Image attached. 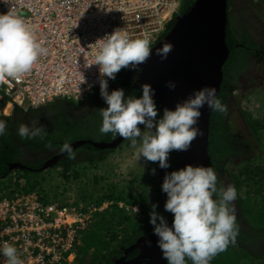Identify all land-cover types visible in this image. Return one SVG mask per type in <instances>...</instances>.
<instances>
[{
    "label": "clouds",
    "instance_id": "9594fccd",
    "mask_svg": "<svg viewBox=\"0 0 264 264\" xmlns=\"http://www.w3.org/2000/svg\"><path fill=\"white\" fill-rule=\"evenodd\" d=\"M236 1L244 0H229V19L230 12L234 13L235 9L232 2ZM182 2L184 1L181 0V6L174 21L180 15ZM235 22L236 19L231 15V23ZM166 28L154 44L166 34ZM97 42L99 50L94 56V64L99 66L101 74L97 94L99 93L106 105L99 109L98 132L118 135L126 140L125 143L129 141L133 146L138 144L135 153L138 160L143 158L153 165H155L153 162H158L157 167L167 169L169 152L187 151L191 142L200 134V129L196 125L201 116L202 107L207 106L210 111H226V106L217 97L216 88L213 86H203L193 90L186 99L177 102L174 108L163 107L159 110L154 99L156 90L149 83L140 84L138 97L125 96L123 88H116L109 92L108 83L116 78V73L122 68L138 71L137 65L147 60L151 52L150 47L154 44L149 45V39L146 36L130 38L124 29L119 28L114 29L110 34H105L95 43ZM172 47L171 43H163L155 50L156 55L164 60ZM46 54L47 49L36 38L34 31L21 14L14 11L0 14V78H21L30 72L39 59ZM165 86L172 90L176 84L174 81H166ZM65 100L77 105L88 101ZM141 125L143 130L139 127ZM16 131L21 138L31 139L41 135L43 130L41 127H29L21 123ZM5 132L6 122L0 120V135H4ZM59 151L66 153L69 159L75 156L67 139L62 143ZM14 171L16 170L10 172ZM149 171L154 175L156 169L152 168ZM155 178L158 179V177ZM157 185H159L158 181ZM161 191L166 194L163 208L172 214L171 225L156 211V204L151 205L148 223L152 226V234L157 237L156 246L167 264H187L186 258L191 261V264H209L213 256L225 250L230 240L235 243V216L239 217L242 213L240 205L237 207L239 212H234L231 204L235 198L236 201L238 200L236 189L231 184L226 187L218 186L217 174L213 167L186 164L183 168L166 172ZM34 193L40 197L37 192L28 194L17 192L16 194ZM16 194L0 197V200L11 199ZM40 199L43 200L42 197ZM44 202L55 204L52 201ZM107 203L111 204L110 201ZM100 208L95 210L94 206H90L88 210H83L94 213L93 219L86 228L93 223L95 214L102 211ZM132 211L137 212V206L132 207ZM145 243L151 244L150 241ZM0 256L6 258L4 264H23L18 256L17 248L7 241L0 244Z\"/></svg>",
    "mask_w": 264,
    "mask_h": 264
},
{
    "label": "trees",
    "instance_id": "16d2710c",
    "mask_svg": "<svg viewBox=\"0 0 264 264\" xmlns=\"http://www.w3.org/2000/svg\"><path fill=\"white\" fill-rule=\"evenodd\" d=\"M184 1V0H183ZM195 0L187 3L182 2V10L180 14L186 12L189 7L194 3ZM230 9V3L228 10ZM174 20L171 21L165 33H167L173 26ZM164 33V34H165ZM242 32L238 24L231 23V17L228 22L227 29V45L230 50L228 61L226 62L223 71L224 79L221 85L218 98L221 103L226 106V111L218 112L212 111L210 117V136H209V154L211 156L210 166L213 167L217 174V185H223L225 182L223 179L226 173V166L230 161L223 162L229 154L234 153V146H231L230 139L233 136L232 122H226L227 119V102L230 95H233L232 90L227 89V82L229 79L228 74H235L237 81L240 70L236 69L238 63L241 60V55H244L248 49L241 45H247L245 39L241 37ZM248 46V45H247ZM250 48V47H248ZM240 57V60L238 61ZM242 63V62H241ZM241 66V65H240ZM133 83L128 84L124 88L125 96H139V89L132 87ZM99 93L93 99L95 106H85V104H74L68 102L65 99H58L55 102L46 106L23 110L17 108L14 114L8 117H2L0 120L6 122V132L4 135H0V179H5L10 172V164L22 163L33 168H40L43 164L33 165L23 161L25 151L34 150L42 152L46 149L58 150L62 143L67 139L72 145L77 140L92 139L94 141H111L118 137V135H112L111 133L100 134L98 128L100 125L99 109L106 107L103 100H99ZM157 109L165 107L158 98L154 97ZM93 107V108H91ZM160 113L158 112V115ZM23 123L29 127L37 126L42 128V134L29 139L28 137L21 138L16 129ZM248 125L253 129L254 133L260 130V121L252 122L249 121ZM257 139L259 135L257 133ZM263 140V139H262ZM90 150L87 156L82 155L83 151ZM100 149H96L90 144L74 150L75 156L69 159L67 154L59 161L56 165L63 171L61 176L66 180L79 181V172L73 171L77 164L87 161H95L98 159L106 158L112 150H107L104 155L100 156ZM172 160L170 166L172 171L180 169L179 162L176 158V151H172ZM251 161L264 162V144H260V148L256 151V154ZM156 164V162H153ZM20 172V176L17 177L16 181L25 179L27 186L22 188L21 193L28 194L37 192L44 201H52L58 207L72 205V201L76 203L90 204L88 207H77L79 210H88L90 206L100 207L105 200L110 201L112 204L108 209L104 211H98L95 214V219L89 228L80 232L78 235L77 242L75 243V252L77 258L75 263L64 262L63 264H114L112 255L119 252L122 247H129L136 241L144 236L152 234V226L148 223L149 212L151 211V205L156 204V211L163 215L167 222L172 218L170 212H166L163 208V204L166 199H162L161 196L154 193H147L145 191L138 192L135 185H129L125 189H107L100 191L96 189L94 183L85 182L83 184V191L85 190V196H79L72 200V197H59L52 191H47L43 185V181H38L36 177L32 178L33 175L41 172H32L26 170H16ZM219 171V173H217ZM259 170L247 169L246 171L240 172L237 176H232L233 186L236 189V195L238 196V203L241 207V214L239 217L235 216V243L229 241L227 246H234L240 251L248 252L254 259L260 258L261 255L255 253L264 244V201L260 212L255 213L256 219H251V222L246 220V216L249 215L245 201L242 199L241 190L246 181L253 180V177L257 175ZM221 178V181H220ZM258 182L255 184L264 185V174H260L257 177ZM150 181L154 183V178L151 177ZM14 183L11 185H15ZM252 186V185H250ZM10 186L8 194L13 196L16 192L12 190ZM20 188V187H19ZM157 188V187H156ZM161 190V183H159ZM158 190V189H157ZM88 191V193H87ZM162 192V191H161ZM163 193V192H162ZM165 193H163L164 195ZM64 195V193H62ZM123 204V206H121ZM78 205V204H77ZM139 206L140 212L132 211V207ZM81 208V209H80ZM253 211H250L252 215ZM249 215V216H250ZM258 218V219H257ZM253 223V224H252ZM255 225V226H254ZM103 237V238H101ZM262 241V244L259 242ZM254 249V250H251ZM139 251L135 250L130 253L131 257L138 255ZM223 255L221 252L216 258ZM264 256V253L262 257ZM187 264H191L186 258ZM210 264V260H209Z\"/></svg>",
    "mask_w": 264,
    "mask_h": 264
},
{
    "label": "built area",
    "instance_id": "2783aa9c",
    "mask_svg": "<svg viewBox=\"0 0 264 264\" xmlns=\"http://www.w3.org/2000/svg\"><path fill=\"white\" fill-rule=\"evenodd\" d=\"M116 1L122 9L128 8L125 0ZM133 1L131 12L119 14L106 0H58L71 8L57 19L62 11L54 7V0H0V14H21L47 49L38 62L50 58L60 69V75L34 71L19 79L0 78V119L11 116L17 108H38L59 98L82 102L95 96L101 78L99 66L94 64L99 50L95 42L119 28L130 38L146 36L149 45L154 44L181 6V0ZM47 19L53 21L51 26L44 24ZM40 86L47 95L38 103L34 90ZM93 216L92 211L44 202L35 193L16 194L0 200V244L7 241L14 245L23 264L71 263L79 232ZM5 260L0 256V264Z\"/></svg>",
    "mask_w": 264,
    "mask_h": 264
},
{
    "label": "water",
    "instance_id": "95a60500",
    "mask_svg": "<svg viewBox=\"0 0 264 264\" xmlns=\"http://www.w3.org/2000/svg\"><path fill=\"white\" fill-rule=\"evenodd\" d=\"M229 0H195L189 9L175 18L172 28L152 47L147 60L137 65L138 71L120 70L116 76L120 77L119 84L113 88H125L133 83L134 89L140 84L149 83L155 90V97L170 109L177 102H181L193 90L203 86L216 88L218 96L224 79L223 68L228 61L230 50L227 45ZM163 43H171L172 50L167 58L161 60L155 50ZM166 81H174L176 86L169 90ZM201 116L197 122L200 134L191 142L187 151H176L180 168L186 164L193 166H208L211 162L209 154L210 117L212 111L204 106L200 109ZM126 140L116 137L111 141H94L92 139L77 140L72 143L73 151L90 144L96 149L112 150L118 148ZM64 155L66 153H63ZM63 154L47 160L39 170L22 163L10 164V171L21 169L43 172L59 163ZM172 218L168 221L171 225ZM153 234L140 237L136 243L124 248V256L116 259L114 264H167L156 246ZM150 241L151 244L145 243ZM139 253L132 259H126L131 252Z\"/></svg>",
    "mask_w": 264,
    "mask_h": 264
},
{
    "label": "rangeland",
    "instance_id": "374dc122",
    "mask_svg": "<svg viewBox=\"0 0 264 264\" xmlns=\"http://www.w3.org/2000/svg\"><path fill=\"white\" fill-rule=\"evenodd\" d=\"M237 21L240 23L239 18H237L236 22ZM243 93L244 92L241 90L233 92L234 99L231 104L232 110L230 113L232 116L231 122L238 133L247 136L243 130L249 126L248 122L260 121V130L253 135L257 137L258 133L259 144H264V94L251 91L250 93H245V96L242 97ZM249 128L251 127L249 126ZM137 147L138 144L133 146L127 141L110 153L104 160L100 161L95 170L88 162L77 164L73 171L79 172V181L64 179L61 176L63 170L56 165L41 173L33 175L32 178L36 177L38 181H43L46 190L49 192L52 191V194L55 193L59 195V197H68L70 195L72 200L82 194V197L85 196V190L83 191L82 189L85 182L94 183L96 189H100L101 192L111 189L112 187L123 190L129 185H135L138 192L145 191L150 194L156 191V195L164 199V195L159 185H157L158 179L155 178L157 175H153L149 171L153 168L151 163L145 161L143 158L140 160L137 159L135 155ZM252 158L253 157H251V159H239L236 161L234 159L233 163L226 166L224 177L227 185H233L232 176H237L240 172L246 171L247 169L259 170L257 175L253 177V180L244 183L243 189L241 190L240 197L245 201L248 214L250 215V211H253L252 215L246 216V220L249 222H251V219H256L255 213L261 211L263 204L262 200L264 201V185H261V181H259L260 185L255 186L258 180H260L257 177L260 176V174H264V162L251 161L253 160ZM18 176H20V172L14 171L5 179H0V197H4L8 194V187H11L14 181L16 184L11 188L12 190H16L15 194L21 192L22 188L27 186V181L25 179L16 181ZM151 177L154 178V183L150 181ZM62 193H64V195H62ZM107 202L108 200H105L100 206L101 208L94 206V209L98 210L100 208L102 211L108 209L112 203L109 204ZM89 205L90 204H86L85 202L76 203V201H72V206L74 207H88ZM137 209V212L141 211L139 206H137ZM237 211L239 212V209H237ZM260 244H262V241L259 242V247ZM251 250L254 249L251 248ZM220 253L221 252H218L210 259V264H264V256L262 257L264 253V244L255 251L257 255H261L260 258L256 259L248 252L240 251L238 248H234V246H226L225 250L222 251L223 255L216 258ZM76 258L77 256L71 263H75Z\"/></svg>",
    "mask_w": 264,
    "mask_h": 264
},
{
    "label": "flooded vegetation",
    "instance_id": "af4514ba",
    "mask_svg": "<svg viewBox=\"0 0 264 264\" xmlns=\"http://www.w3.org/2000/svg\"><path fill=\"white\" fill-rule=\"evenodd\" d=\"M185 3L193 0H184ZM235 6L234 13L230 12V17L234 16V18H239L240 23L237 21L235 24L239 25V28L242 32L241 37L245 39L247 45H241L242 47L248 49L247 52L244 55H241L238 61L240 62L237 65L236 69L240 70V74L238 75L237 81L234 82V79L236 78L235 74H228L229 79L227 82V89L229 87V90H232V92H235L236 90L243 91L242 97L245 96V93H250L251 91H256L259 93L264 94V0H244V1H236L232 2ZM250 47V48H248ZM242 62V63H241ZM241 65V66H240ZM125 70V69H121ZM120 77L116 76L115 79H112L108 83V90L109 92L113 90L116 84H119ZM94 96L93 98L86 101L85 106H95L96 104H93L94 102ZM234 99L233 95L229 96L228 102H227V119L226 122L229 123V121H232L231 116V110H232V101ZM99 100L101 101L102 98L99 96ZM93 108V107H91ZM143 130V126H139ZM252 128H249L247 126L243 132L247 134V136H243L240 133H238L234 126L232 125V132L233 136L231 135L230 143L231 146H234V153H231L228 155L226 159L223 160L224 164L227 161H230L228 163H233V160H239V159H248L253 157L256 154V151L260 148V142L257 140V137H255L254 131ZM125 143V142H124ZM107 150H101L100 156L104 155V153ZM90 152V150L85 149L82 153V155L87 156ZM63 154L59 151V149L53 150V149H46L44 151H34L29 150L25 151L24 156L22 157L23 161H27L28 164L33 165H39L43 164L49 160L50 158L56 156L57 154ZM171 154L172 151L169 152L168 155V163L169 167L167 169H160L157 167V163L153 165L151 162V165L153 168L156 169L155 174L158 177V183L162 184L163 177L166 172H171L172 166H170L171 162ZM64 157V154L62 155V158ZM61 158V159H62ZM60 159V160H61ZM104 159H98L95 161H87L91 164L92 168L95 170L97 167V164ZM42 167V166H41ZM40 167V168H41ZM33 168V167H32ZM40 168H33L34 170H39ZM219 173V171L217 172ZM225 181V178L223 179ZM221 181V178H220ZM222 182V181H221ZM223 186H227L226 182H223ZM164 199H166V194H164ZM232 207L234 209V212L237 211V207L239 205L238 200L236 201V198L231 202ZM238 215V213L236 214ZM124 248L122 247L119 252H116L114 255H112V260L115 261L116 259H120L122 256H124ZM132 253V252H131ZM135 255L134 257H136ZM134 257H131L130 254L126 256V259H132Z\"/></svg>",
    "mask_w": 264,
    "mask_h": 264
},
{
    "label": "bare ground",
    "instance_id": "6f19581e",
    "mask_svg": "<svg viewBox=\"0 0 264 264\" xmlns=\"http://www.w3.org/2000/svg\"><path fill=\"white\" fill-rule=\"evenodd\" d=\"M58 0H54L53 5L57 10H61L62 12H58V18L61 19L64 17L65 13L71 8V5L68 3H57ZM146 3H149L148 1H145ZM106 3L108 4L109 8H111L113 11H116L117 13L121 14L124 12H131L135 8V3L133 0H125V4L128 6L126 9H122L118 1L116 0H106ZM45 25L51 26L53 24V21L51 19H47L44 21ZM56 46H54L55 49ZM84 70V69H82ZM34 71L38 72H48L50 74L54 75H60V69L59 67H56L55 62L48 58L47 62H38L34 68L30 71V73H33ZM85 71V70H84ZM47 95V92L45 89L38 88L34 90V99L36 102H40L45 96ZM58 164V163H57ZM56 164V165H57ZM55 166V165H54ZM69 220H72V218L69 216Z\"/></svg>",
    "mask_w": 264,
    "mask_h": 264
},
{
    "label": "crops",
    "instance_id": "0c3cea01",
    "mask_svg": "<svg viewBox=\"0 0 264 264\" xmlns=\"http://www.w3.org/2000/svg\"><path fill=\"white\" fill-rule=\"evenodd\" d=\"M76 256H77V254H76Z\"/></svg>",
    "mask_w": 264,
    "mask_h": 264
}]
</instances>
